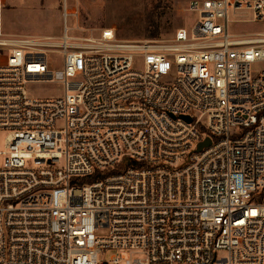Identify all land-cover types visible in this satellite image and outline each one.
Segmentation results:
<instances>
[{"label":"built area","instance_id":"built-area-1","mask_svg":"<svg viewBox=\"0 0 264 264\" xmlns=\"http://www.w3.org/2000/svg\"><path fill=\"white\" fill-rule=\"evenodd\" d=\"M241 10L264 24V0H192L168 41L0 22V264H264V31L231 33Z\"/></svg>","mask_w":264,"mask_h":264},{"label":"rangeland","instance_id":"rangeland-1","mask_svg":"<svg viewBox=\"0 0 264 264\" xmlns=\"http://www.w3.org/2000/svg\"><path fill=\"white\" fill-rule=\"evenodd\" d=\"M192 0H6L0 15L3 33L14 37H61L67 25L72 35L98 36L102 28H115L122 41H168L180 28L190 29L198 19L189 11ZM76 11V15L63 18L64 5ZM231 33L263 32L264 24L255 20L251 10L231 13ZM238 21V23H236ZM240 21V22H239ZM79 27L82 31H77ZM50 67L60 64V56L49 54ZM264 63L252 65L258 73ZM136 70L141 69L138 63ZM59 82H37L28 86L29 94L38 99H52L63 94ZM0 130V166L5 160V137ZM61 163L60 165H62ZM117 251H108L106 259ZM128 257V255H126Z\"/></svg>","mask_w":264,"mask_h":264},{"label":"water","instance_id":"water-1","mask_svg":"<svg viewBox=\"0 0 264 264\" xmlns=\"http://www.w3.org/2000/svg\"><path fill=\"white\" fill-rule=\"evenodd\" d=\"M188 121H190V119L189 118H186ZM210 145V140H207L205 143H203V144H201L200 146H199V151L203 148V147H207V146H209Z\"/></svg>","mask_w":264,"mask_h":264},{"label":"trees","instance_id":"trees-1","mask_svg":"<svg viewBox=\"0 0 264 264\" xmlns=\"http://www.w3.org/2000/svg\"><path fill=\"white\" fill-rule=\"evenodd\" d=\"M94 180V178H90L88 179V182H92Z\"/></svg>","mask_w":264,"mask_h":264}]
</instances>
